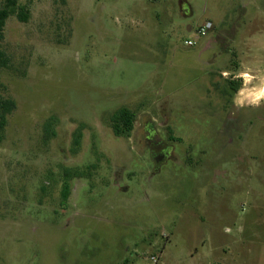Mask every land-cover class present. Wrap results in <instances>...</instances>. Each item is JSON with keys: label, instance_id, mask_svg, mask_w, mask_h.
<instances>
[{"label": "rangeland", "instance_id": "obj_1", "mask_svg": "<svg viewBox=\"0 0 264 264\" xmlns=\"http://www.w3.org/2000/svg\"><path fill=\"white\" fill-rule=\"evenodd\" d=\"M19 3L0 264H264V0ZM229 68L250 73L232 98Z\"/></svg>", "mask_w": 264, "mask_h": 264}, {"label": "trees", "instance_id": "obj_2", "mask_svg": "<svg viewBox=\"0 0 264 264\" xmlns=\"http://www.w3.org/2000/svg\"><path fill=\"white\" fill-rule=\"evenodd\" d=\"M11 16H17L19 21L28 22L31 16L30 9L28 5H21L19 0H3L0 4V68H7L10 65V57L1 49V43L4 39L5 27L8 19ZM235 86V90H239L241 83H232ZM16 102L12 98H6L0 96V144L3 142L5 137V130L8 124L9 116L16 110ZM112 129L115 134L129 136L134 129L135 115L127 109L120 110L113 117L111 121ZM55 120L50 119L46 125L45 129L49 130L54 128ZM56 133L53 135L47 134V139L55 137ZM82 136L79 134L75 138V143L78 144ZM77 147V146H76ZM67 197V192L65 193Z\"/></svg>", "mask_w": 264, "mask_h": 264}, {"label": "crops", "instance_id": "obj_3", "mask_svg": "<svg viewBox=\"0 0 264 264\" xmlns=\"http://www.w3.org/2000/svg\"><path fill=\"white\" fill-rule=\"evenodd\" d=\"M234 55V56H233ZM232 56L235 58L236 55L235 53L232 54ZM249 73V72H248ZM230 75H234L232 78H228V76ZM245 75H250L247 74V73H239V74H235V70L229 68V70H223L222 71V78H220L221 80H223V83H224V90H223V94H228L231 98L234 96V95H237L240 93V89H241V86H240V89L239 90H235V86L232 85V83L236 82V83H242V79L245 78ZM251 77V76H250ZM236 81H234L235 79ZM239 80V81H237ZM225 85H226V88H225ZM258 90L256 88H254L253 90H250V93H252L253 95L255 94V92H257ZM260 91L262 92V96H264V88L263 90L260 89ZM252 99L250 98V101ZM252 104V103H251ZM192 259H194V256H191Z\"/></svg>", "mask_w": 264, "mask_h": 264}, {"label": "built area", "instance_id": "obj_4", "mask_svg": "<svg viewBox=\"0 0 264 264\" xmlns=\"http://www.w3.org/2000/svg\"><path fill=\"white\" fill-rule=\"evenodd\" d=\"M213 29V24L211 22L206 23L204 26H202L201 28H199L198 30V34L200 36H206L207 33ZM189 46H193L195 43L193 41H188L186 42ZM153 261H157L156 257H153Z\"/></svg>", "mask_w": 264, "mask_h": 264}]
</instances>
